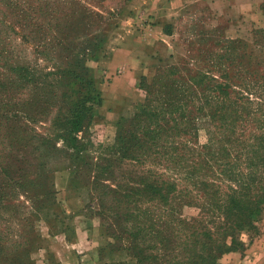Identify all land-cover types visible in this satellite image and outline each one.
<instances>
[{
	"label": "rangeland",
	"instance_id": "rangeland-1",
	"mask_svg": "<svg viewBox=\"0 0 264 264\" xmlns=\"http://www.w3.org/2000/svg\"><path fill=\"white\" fill-rule=\"evenodd\" d=\"M75 1L79 5L74 7L80 11L86 8L92 13L90 17L81 15L73 19L70 23L74 28L63 37L66 42L77 45L75 50L69 53L62 48L57 51L59 59L51 61L38 55L32 44H23L14 36L23 44L22 48L10 52L4 59L23 68L16 80L25 88L17 89L22 94L16 103H9L5 110L0 104V114L11 116L0 118V163L7 166V169L0 166V264H138V258L132 253L131 239L112 214L100 207L93 187L84 185L86 175L78 180L75 170L69 168V161L68 164L57 162L58 158H64L66 148L63 139L52 134L53 116L58 107L65 111L79 95L92 93V90L73 82L69 87L71 80L64 78L55 64H67L77 59L83 50L87 51L86 38L93 40L101 27L105 34L103 48L96 57H88L85 64L96 90L104 89L113 100V92L109 90L111 81L129 74L128 69L133 64H141L138 76L133 79L134 97L127 106H120H125L124 113L116 115L119 106L111 105L116 115L111 120L104 110L100 112V107H94L98 116L89 132L77 135V145L96 158L114 143L121 118L134 119L138 108H146L151 99H154L152 105L159 107L179 90L186 91V96L181 97L184 101L191 98L190 94L202 96L204 92L197 84L202 74L214 79L212 90L220 85L230 87L227 91L230 98L235 99L233 92L240 90L236 87L240 69L233 60L238 53L242 54L240 47L248 51L254 42L263 41L256 32L264 31V4L260 24H252L242 17H218L204 3H191L176 12L173 20L159 31L155 28L162 18L148 14L146 0L129 1L120 15L116 13V18L108 13L115 14L119 0ZM163 12L168 15V9ZM69 47L67 44L66 48ZM42 95L50 98L47 105L54 106L53 113L46 119L43 116L30 119L31 98ZM104 100L103 97V104ZM194 103L198 106L196 97ZM196 113L197 108L193 107L189 114ZM186 121L182 118V122ZM206 127L205 123L196 122L184 140L191 148L192 159L203 155V147L210 138L216 149L219 146L216 142L219 135L214 128L208 131ZM45 138H49L47 143ZM47 153L54 155L51 166L43 156ZM200 169L198 165L194 172L200 171L201 175L205 170ZM255 171L246 169L245 165L236 167L233 180L237 185L248 182L249 174ZM170 175L175 176L173 170ZM184 177L180 172L178 178ZM199 207L179 209L182 219L200 215ZM263 214L264 210L254 224L241 233L242 241L262 235ZM139 219L136 227L142 228L147 218L143 215ZM228 255L223 257L222 264Z\"/></svg>",
	"mask_w": 264,
	"mask_h": 264
},
{
	"label": "trees",
	"instance_id": "trees-1",
	"mask_svg": "<svg viewBox=\"0 0 264 264\" xmlns=\"http://www.w3.org/2000/svg\"><path fill=\"white\" fill-rule=\"evenodd\" d=\"M129 1L119 0L115 14H108L116 18V13L120 15ZM77 5L75 0H0L3 110L19 100L22 93L17 89L25 88L16 80L23 68L6 63L5 57L25 43L32 44L38 55L51 61L59 59L57 51L62 48L69 53L75 50L77 45L64 39L67 31L74 28L70 22L92 14L89 9L80 11L74 7ZM103 31L102 27L96 31L93 40L86 38L89 51L83 50L67 64H55L64 78L71 80L69 87L73 82L92 90L79 95L65 111L58 107L53 116L52 134L62 138L66 148L64 158L57 162L69 161L78 180L86 175L84 185L93 187L100 207L112 214L131 239L138 264H222L225 255L245 250L240 235L264 210V31L256 32L263 41L257 40L248 51L240 47L242 54L238 53L233 60L240 69L236 84L240 90L233 92L235 99L227 91L230 87L220 85L212 90L214 79L202 74L197 82L204 92L202 96L190 94L191 98L184 101L186 91L179 90L159 107L152 105L151 99L146 108H138L134 119L121 118L114 143L95 158L77 145V135L89 132L98 116L94 107L103 105L102 91L94 88L85 65L88 57L94 58L101 52L105 42ZM216 92L219 94L213 95ZM48 100L44 95L31 98L29 118L50 116L54 106L47 105ZM193 107L197 113L190 115ZM6 116L11 117L0 114V118ZM182 118L188 121L182 122ZM196 122L205 123L208 131L215 129L219 146L216 149L210 138L203 147V155L192 159L191 148L184 140ZM48 139H44L46 143ZM43 156L51 166L54 155ZM5 165L0 163L1 167L6 168ZM198 165L205 170L201 175L200 171L194 172ZM243 165L256 171L249 174L248 182L237 185L233 176L236 167ZM170 170L175 176L170 175ZM180 172L185 174L184 178H178ZM184 206H200L201 213L184 220L179 211ZM143 215L147 223L137 228ZM147 242L155 246H148Z\"/></svg>",
	"mask_w": 264,
	"mask_h": 264
},
{
	"label": "crops",
	"instance_id": "crops-1",
	"mask_svg": "<svg viewBox=\"0 0 264 264\" xmlns=\"http://www.w3.org/2000/svg\"><path fill=\"white\" fill-rule=\"evenodd\" d=\"M196 2L207 5L218 17L228 15L231 18H233V16L236 18L242 17L244 21L252 22V24H260V13H262V5L264 4V0H146L145 4L148 14L157 16V18H159V16L162 18L160 20V25L155 28L161 31L164 25L169 24V22L173 20L172 16H174L176 12H180L186 6ZM167 9L168 15H166L165 12L161 13V11ZM153 42H155V40ZM140 68H142L140 63L136 65L133 64V67L128 69L129 74L116 77L111 81L109 90L113 92V100L110 98V93L102 89L105 100L104 104L100 107V112L104 110L111 120H113L116 115H122L126 110L125 106H127L134 97L135 84L133 83V79L138 76ZM111 105L115 107L119 106L117 107L116 115L114 114V110H111ZM121 105L125 106L120 107ZM104 121L105 125H108V121L105 119ZM243 242L245 244V250L243 252L229 254L224 264H264V229L259 238L251 239L247 237Z\"/></svg>",
	"mask_w": 264,
	"mask_h": 264
}]
</instances>
